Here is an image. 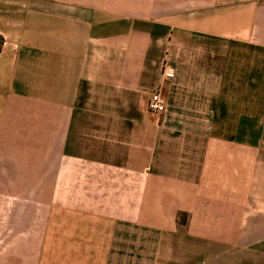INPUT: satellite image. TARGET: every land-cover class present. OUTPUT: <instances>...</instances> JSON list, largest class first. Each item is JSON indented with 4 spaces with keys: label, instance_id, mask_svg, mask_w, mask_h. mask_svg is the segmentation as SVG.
Instances as JSON below:
<instances>
[{
    "label": "crops",
    "instance_id": "obj_1",
    "mask_svg": "<svg viewBox=\"0 0 264 264\" xmlns=\"http://www.w3.org/2000/svg\"><path fill=\"white\" fill-rule=\"evenodd\" d=\"M0 34V264H263L264 0H0Z\"/></svg>",
    "mask_w": 264,
    "mask_h": 264
},
{
    "label": "built area",
    "instance_id": "obj_2",
    "mask_svg": "<svg viewBox=\"0 0 264 264\" xmlns=\"http://www.w3.org/2000/svg\"><path fill=\"white\" fill-rule=\"evenodd\" d=\"M163 74L168 77L173 76L174 74L173 71L167 67L166 63L164 65ZM147 108L151 113L156 115H160L166 110V100L162 95L161 89H158L150 95Z\"/></svg>",
    "mask_w": 264,
    "mask_h": 264
},
{
    "label": "trees",
    "instance_id": "obj_3",
    "mask_svg": "<svg viewBox=\"0 0 264 264\" xmlns=\"http://www.w3.org/2000/svg\"><path fill=\"white\" fill-rule=\"evenodd\" d=\"M3 37H2V35L0 34V51H1V49H2V46H3ZM179 219L181 220V221H185V215L184 214H181V215H179Z\"/></svg>",
    "mask_w": 264,
    "mask_h": 264
},
{
    "label": "rangeland",
    "instance_id": "obj_4",
    "mask_svg": "<svg viewBox=\"0 0 264 264\" xmlns=\"http://www.w3.org/2000/svg\"><path fill=\"white\" fill-rule=\"evenodd\" d=\"M249 264H251V263H249ZM263 264H264V259H263Z\"/></svg>",
    "mask_w": 264,
    "mask_h": 264
}]
</instances>
